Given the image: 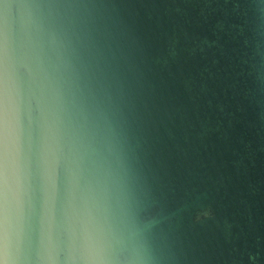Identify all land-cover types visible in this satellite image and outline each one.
Returning a JSON list of instances; mask_svg holds the SVG:
<instances>
[{"label":"water","instance_id":"1","mask_svg":"<svg viewBox=\"0 0 264 264\" xmlns=\"http://www.w3.org/2000/svg\"><path fill=\"white\" fill-rule=\"evenodd\" d=\"M25 2L69 31L67 89L123 193L124 253L264 264V0H0V25ZM40 196L23 264H80L61 230L42 244Z\"/></svg>","mask_w":264,"mask_h":264},{"label":"clouds","instance_id":"2","mask_svg":"<svg viewBox=\"0 0 264 264\" xmlns=\"http://www.w3.org/2000/svg\"><path fill=\"white\" fill-rule=\"evenodd\" d=\"M18 8L13 19L6 12L0 25V264L28 258L37 188L42 244L61 230L69 261L147 264L146 253L126 255L122 249L119 220L128 214L123 193L68 92L66 25L42 5L25 2ZM59 169L65 194L57 207ZM48 258L55 259L50 253Z\"/></svg>","mask_w":264,"mask_h":264}]
</instances>
